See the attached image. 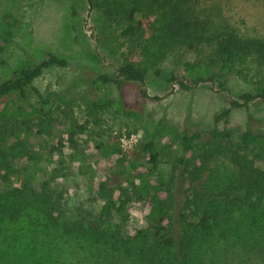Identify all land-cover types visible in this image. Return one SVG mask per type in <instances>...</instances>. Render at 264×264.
Masks as SVG:
<instances>
[{
	"label": "trees",
	"instance_id": "16d2710c",
	"mask_svg": "<svg viewBox=\"0 0 264 264\" xmlns=\"http://www.w3.org/2000/svg\"><path fill=\"white\" fill-rule=\"evenodd\" d=\"M84 1L99 22L113 27L108 34L122 38L114 44L121 62L95 79L102 88L138 83L147 97V76H159L171 65L166 80L183 90L210 83L231 93L234 77L247 86L230 96L215 121L227 119L234 108L264 102V40L240 33L207 0ZM71 63L69 57L46 52L0 80V98H8L0 109V264H264V159L254 151L262 135L250 129L236 137L227 128L187 131L151 120L135 159L116 147V136L111 144L97 143L103 156L118 157L111 174L94 182L103 200L99 212L75 220L33 187H3L13 171V156L2 145L11 122L45 112L49 102L38 93L39 105L26 107L14 97L24 98L26 88L47 69ZM58 100L78 101L92 117L113 106L140 118L105 92L101 98ZM67 114L70 129H87L88 120L78 122L71 109ZM162 161L168 164L165 174L156 172ZM220 162L228 174L217 182ZM134 207L141 211L143 227L129 221Z\"/></svg>",
	"mask_w": 264,
	"mask_h": 264
},
{
	"label": "rangeland",
	"instance_id": "374dc122",
	"mask_svg": "<svg viewBox=\"0 0 264 264\" xmlns=\"http://www.w3.org/2000/svg\"><path fill=\"white\" fill-rule=\"evenodd\" d=\"M207 3L240 33L264 40V0H207ZM96 18L84 0H0V46L4 47L0 54V80L46 52L72 60L67 67L44 71L26 88L24 98L14 97L16 103L26 107L39 105L38 93L49 102L45 112L11 122L2 145L7 156H13V171L3 187H33L38 195H47L70 220L96 215L103 200L93 188L94 182L111 174L118 157L103 156L96 144H111V137L116 136V147L126 158L135 159L141 155L145 126L151 120L168 121L187 131L227 128L236 137L250 129L262 135L254 151H260L264 159V102L234 108L227 119L215 121V116L229 106L230 96L247 88L235 77L229 81L231 93L210 83L183 90L167 82L171 65H166L161 75L147 76L144 86L147 97H142V86L138 83L99 86L96 77L121 62V50L116 51L114 44L122 38L115 32L108 34L113 27L108 29L105 22ZM104 92L111 99L122 100L125 109L138 111L140 118L130 117L112 106L96 111L97 120L78 101L60 104L58 100V97L101 98ZM7 99L0 98V109ZM69 109L78 122L89 121L85 131L69 128ZM168 152V148L162 151ZM167 169L168 164L162 161L156 172L165 174ZM227 170L220 162L215 181L220 182ZM118 216L112 215L109 223L114 225ZM129 221L134 227H143L139 207L129 210Z\"/></svg>",
	"mask_w": 264,
	"mask_h": 264
}]
</instances>
